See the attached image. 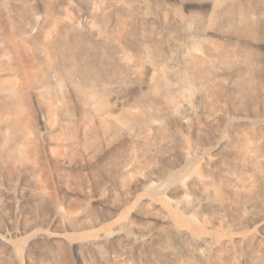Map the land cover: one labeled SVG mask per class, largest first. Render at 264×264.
Returning a JSON list of instances; mask_svg holds the SVG:
<instances>
[{"label":"rangeland","instance_id":"obj_1","mask_svg":"<svg viewBox=\"0 0 264 264\" xmlns=\"http://www.w3.org/2000/svg\"><path fill=\"white\" fill-rule=\"evenodd\" d=\"M82 1L61 2L80 24ZM112 1L141 7L144 21L138 23L153 22L162 58L178 59L182 73L185 58L202 55L206 47L215 50L217 87L209 98L196 88L184 89L166 127L172 143L166 155L142 154L125 137L118 142L98 137L92 146L83 133L99 129L94 107L67 85H61L64 99L55 101L39 85L51 63L37 49L54 13L44 0H0L9 31L1 43L8 51L1 81L21 94L0 100V159L17 123L25 157L19 187L30 183L45 198L37 213L41 222L26 214L31 208L26 198L8 196L7 183L0 180V233L8 239L7 253L23 256V242L39 232L54 239L43 247L55 251L59 264H163L158 252L140 243L139 230L145 228L164 232L172 264H264V33L236 39L216 25L219 14L241 16L234 0ZM162 14L169 22L163 23ZM169 38L176 42L170 54ZM220 49L237 63L249 50L256 53L261 99L240 101L228 91Z\"/></svg>","mask_w":264,"mask_h":264},{"label":"bare ground","instance_id":"obj_2","mask_svg":"<svg viewBox=\"0 0 264 264\" xmlns=\"http://www.w3.org/2000/svg\"><path fill=\"white\" fill-rule=\"evenodd\" d=\"M62 1L44 0L45 6L54 13L37 49L38 56H44L51 63L39 82L44 94L51 101L63 100L61 85L64 84L87 107H94L99 117V129L87 128L83 133L90 145L97 146L98 137L116 142L125 137L136 142L142 154L166 155L172 143L165 131L175 117L181 93L185 88H196L209 98L217 87L212 75L216 51L206 47L202 55L185 58L187 72L182 73L178 59L170 55L162 58L161 36L153 22L138 23V20L144 21L141 7L112 0H83L85 20L80 24L69 17L68 8L63 7L65 2ZM234 1V6L241 10V16L224 14L220 18L219 14L216 25L236 39H252L263 34L264 0ZM162 17L164 24L169 22L165 14ZM140 34L145 37L141 38ZM7 37L5 14L0 10V100L3 101L21 98L14 85L1 81L2 71L8 68L4 59L8 51L1 44ZM175 47L176 42L172 38L167 39L168 54ZM219 56L227 70L229 92L240 101L264 99L257 94L259 84L255 77L261 75V71L256 65L257 55L253 50H249L240 63L224 49L219 50ZM12 126L13 139L3 159H0V180L7 183V195L14 200L17 193L21 199L26 198L28 206H31L27 207L26 214L42 222L39 215L45 202L43 194L28 187L30 183H25L26 179L24 187H19L20 179L23 181L19 168L25 157L18 148L22 131L17 123ZM228 151L232 152V149ZM117 153L119 151L115 149V158L119 156ZM66 163L71 168L76 167L74 161ZM1 206L0 197V210ZM138 239L141 244H148L158 252L163 264H172L171 248L163 231L152 233L141 228ZM46 240L54 239L39 232L29 235L21 246V256L12 251L7 253L8 239L0 233V264H59L55 251L43 247ZM43 249L48 252L45 257L41 256ZM115 264H122V261L115 260Z\"/></svg>","mask_w":264,"mask_h":264}]
</instances>
